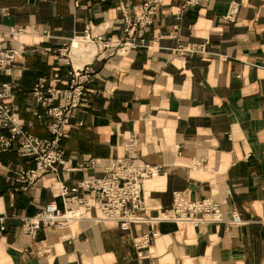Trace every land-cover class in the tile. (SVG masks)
<instances>
[{
    "label": "crops",
    "instance_id": "1",
    "mask_svg": "<svg viewBox=\"0 0 264 264\" xmlns=\"http://www.w3.org/2000/svg\"><path fill=\"white\" fill-rule=\"evenodd\" d=\"M79 1L83 6L0 0V29L28 31L6 43L21 47V56L0 72L28 133L50 137L49 99L36 104L32 96L38 78L65 88L71 66L90 69L88 100L74 111L62 144L69 170L26 184L19 178L33 161L14 149L0 151V264H264V0H210L180 15L181 0H161L143 42L135 38L124 54L115 46L125 39L120 6L133 9L142 0ZM187 43L201 50L176 51ZM131 133L139 138L140 159L161 166L143 184L150 214L184 191L191 199L214 198L226 217L235 209L244 223L162 222L139 256L133 238L149 226L121 231L114 222H97L96 208L75 206L78 219L41 228L35 239L23 231L16 216L54 199L62 205L53 182L72 193L77 181L102 175L85 162L122 156Z\"/></svg>",
    "mask_w": 264,
    "mask_h": 264
},
{
    "label": "built area",
    "instance_id": "2",
    "mask_svg": "<svg viewBox=\"0 0 264 264\" xmlns=\"http://www.w3.org/2000/svg\"><path fill=\"white\" fill-rule=\"evenodd\" d=\"M210 0H181L178 15L191 8H203ZM74 6H83L79 0H74ZM162 5L161 0H142L136 7L129 9L120 6L122 35L125 39L117 42L116 52L124 54L129 48L135 47L133 42L138 38L143 42V35L148 27L155 22ZM233 18V11L228 15ZM28 33L25 26H10L0 29V72H5L15 58L21 56V47L6 44L17 40L18 37ZM128 39H131L128 41ZM201 47L187 43L178 47L177 52H197ZM70 60L68 61V63ZM90 73L88 66L74 68L68 71L69 79L65 88H60L55 80L46 83L43 77L35 82L32 96L36 104H42L49 99L45 110L46 117L51 121L47 124L49 138H39L28 133L23 120L19 118L14 107L12 85L0 81V151L14 149L17 155L27 157L34 163L32 168L21 172L20 180L26 184H33L38 177L47 174H58L60 170H69L65 167L60 139L67 136V128L74 111L82 102L88 100L84 83ZM139 138L136 133L129 134L123 141L124 154L120 157L110 158L100 164L98 160L90 158L84 166L100 168L102 175L90 176L75 183L72 193L68 186L59 180L52 183L55 192L54 198L59 197L62 205L54 200L46 202L40 209L30 216H16L21 223L23 231L35 239L41 228L54 226L60 220H72L80 217L75 206H82L85 211L96 208L99 211L97 222L111 221L121 231H128L132 224H145L149 231L133 238V246L137 255H141L150 239L158 235L156 226L162 222H171L176 225L188 223L193 227L208 224L241 225L244 221L239 213L232 209L229 217L224 216L220 202L212 197L191 199L184 191H175L172 194L170 206L156 214L147 210L144 196V181L156 176L161 166L150 165L143 162L137 152ZM195 160L192 165L197 166ZM230 195V191L226 190ZM91 196L88 199L85 196ZM93 200V202H92ZM68 214H70L68 216ZM5 217L0 216V221ZM1 230L4 227L1 225ZM148 251V249H147Z\"/></svg>",
    "mask_w": 264,
    "mask_h": 264
},
{
    "label": "trees",
    "instance_id": "3",
    "mask_svg": "<svg viewBox=\"0 0 264 264\" xmlns=\"http://www.w3.org/2000/svg\"><path fill=\"white\" fill-rule=\"evenodd\" d=\"M63 142H64V138H61V139H60V142H59V145H60V149L62 150V153H63V151H64V148H63V146H62Z\"/></svg>",
    "mask_w": 264,
    "mask_h": 264
},
{
    "label": "rangeland",
    "instance_id": "4",
    "mask_svg": "<svg viewBox=\"0 0 264 264\" xmlns=\"http://www.w3.org/2000/svg\"><path fill=\"white\" fill-rule=\"evenodd\" d=\"M69 52L67 51L66 54L69 56L68 54ZM64 58V55L62 56ZM13 90V89H12ZM14 92V91H13ZM15 98V97H14ZM70 124V123H69ZM68 130V129H67ZM68 133V132H67ZM80 181V180H79Z\"/></svg>",
    "mask_w": 264,
    "mask_h": 264
}]
</instances>
